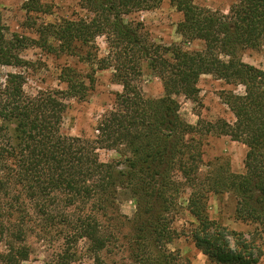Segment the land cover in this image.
<instances>
[{
  "label": "trees",
  "instance_id": "obj_1",
  "mask_svg": "<svg viewBox=\"0 0 264 264\" xmlns=\"http://www.w3.org/2000/svg\"><path fill=\"white\" fill-rule=\"evenodd\" d=\"M161 0H78L83 14L41 21L35 37L8 32L0 20V65L22 67L20 51L29 46L76 57L81 72L63 65V89L28 95L22 72L0 82V264H25L28 238L60 241L53 259L70 264L78 246L91 264H108L125 251L128 264H184L166 247L179 236L174 211L185 209L196 224L189 236L210 264H264V68L241 60L240 49L264 42V0H232L227 12L194 0H169L181 13L179 43H156L132 13L151 10ZM28 14H51V5L27 0ZM105 52L99 54L96 39ZM201 41L200 49L185 44ZM145 63L161 80L164 95L143 96L139 78ZM110 69L121 86L96 121L93 139L62 134L64 102L85 100L98 70ZM210 74L241 93L221 90L233 119L188 123L173 95L197 101L199 77ZM229 136L245 146L243 171L221 163L202 174V134ZM113 149L119 159L101 161L97 150ZM209 193L231 194L234 216L249 228L228 229L206 212ZM136 203L132 216L119 209L120 196ZM85 253V254H86Z\"/></svg>",
  "mask_w": 264,
  "mask_h": 264
},
{
  "label": "rangeland",
  "instance_id": "obj_2",
  "mask_svg": "<svg viewBox=\"0 0 264 264\" xmlns=\"http://www.w3.org/2000/svg\"><path fill=\"white\" fill-rule=\"evenodd\" d=\"M27 0H0V20L6 26L8 32L35 37L34 28L41 21H52L61 17H74L84 13L78 4V0H40L51 5V14H28L23 9ZM196 4L227 12L232 0H194ZM126 20L141 21L150 38L156 43H179L180 36L176 33V24L181 19V13L177 12L169 0H161L159 6L151 10H142L125 17ZM99 46V54L105 52V44L102 37L96 39ZM187 49H200L201 41H193L185 44ZM20 55L29 63L22 67L0 65V82L8 72H22L25 76L23 90L28 95H35L39 90L50 88L63 89L64 83L58 79L60 67L69 65L84 72L86 66L77 61L76 57L65 54L55 55L41 50L37 46H29L20 51ZM241 60L257 68H264V42L258 48H243L238 52ZM141 92L146 98H158L164 95L161 80L146 64H142V74L139 78ZM199 88L196 102L187 99L182 94L173 95L179 104V114L188 123L195 124L200 118L214 122L218 119L231 121L232 113L219 97L221 90H232L241 93L242 86L226 84L221 79H216L210 74L199 77ZM121 86L111 81V70H98L95 73V84L85 100L67 99L62 114L60 131L62 134L80 136L93 139L96 137V121L103 111L110 107L114 92L120 91ZM201 144L200 171L204 174L208 164L212 163L216 168L221 163H227L231 171L241 173L243 171V157L245 146L230 139L229 136L202 134L199 137ZM99 159L107 162L119 159L113 149L100 148L97 150ZM187 190L181 194V207L174 211L171 226L179 233L166 245L167 249L179 256L184 264H210L207 256L196 247L189 236L190 230L196 224L194 218L185 209L184 200ZM119 209L123 214L132 216L136 211V203L129 195L122 194L119 199ZM234 198L231 194L209 193L206 202V212L211 220H214L228 229L245 232L248 226L235 219ZM30 254L25 264H43L53 259V253L58 249L60 241L49 239L43 235H31L28 238ZM0 249L4 246L0 244ZM77 260L70 264H91L92 259L84 251L83 243L78 246ZM125 251L119 249V253L111 256L108 264H128L129 260ZM86 253V254H85Z\"/></svg>",
  "mask_w": 264,
  "mask_h": 264
}]
</instances>
